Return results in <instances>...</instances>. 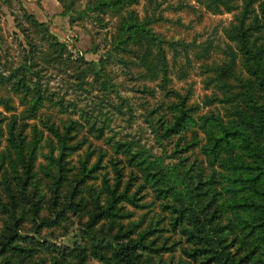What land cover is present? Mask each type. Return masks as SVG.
Instances as JSON below:
<instances>
[{
  "label": "trees",
  "instance_id": "trees-1",
  "mask_svg": "<svg viewBox=\"0 0 264 264\" xmlns=\"http://www.w3.org/2000/svg\"><path fill=\"white\" fill-rule=\"evenodd\" d=\"M137 1L95 0L92 9L111 10L120 16L117 28L120 32L114 35L115 43L134 53L136 45L144 47L140 57L145 66V75L151 80H157L164 71L161 72L158 65L153 63L151 55L156 56L157 62L159 58L164 59V42L169 39L153 25L164 16L156 10L141 15L133 7ZM196 1L212 13H234L225 32L229 39L235 41L236 49L229 51L231 58L225 61L211 59L203 60L200 64L204 86L210 89V92L205 93L203 104H218L221 108L219 112L211 110L195 114L200 105L188 104L187 94L173 90L179 98L172 103V108L179 110V113L165 120V130L177 133L187 123H192L196 132L204 134V141H200L195 134L190 144L199 145L204 158H194L191 171L168 169L170 177H173V184L170 185L163 183L162 175L156 178L157 172L145 166L144 178L155 188V196L161 200L159 207L139 202L136 193L140 188L131 191L134 175L131 172V177L125 178V160L122 157H109L113 175L104 163L107 151L102 148L96 158V151L86 146L85 154H79L77 163L67 160V155L82 149L87 142L86 135L77 138L74 129L86 127L97 132L98 136L104 134V125L96 124L97 115L78 108L74 101L58 95L56 99L50 98V103L58 111L79 114L80 118L70 114L62 126L55 125L39 112L48 98L41 84H32L24 76L12 82L11 73L7 79L1 76V83L6 80L12 82L23 98H33L23 111L28 117H41L44 126L57 137V142L51 145L45 156L48 160L45 165L46 174L49 177L46 185L50 193L48 209L53 210L49 216L42 215L43 195L37 197L39 185L33 180L35 146L31 149L32 153H29L24 150V143L18 144L22 167L14 160L15 164L11 166L15 173L13 181L6 176L5 170L8 167L1 172L3 176L0 184L3 183L6 188L8 201L0 198V210L6 212L8 217L0 236V256L9 252L17 253L18 260L13 261V264H61L63 257L72 255L84 261L90 254L101 260L102 264H110L113 258L119 264H264V0ZM28 18L36 31L49 26L34 14H28ZM53 41L57 51L55 59L63 60V63L77 59L67 56L66 52L73 53L67 42L58 39ZM129 43L135 48L126 45ZM237 52L241 61L238 68L234 62ZM78 59L83 60L86 67L91 68L97 76L108 71L103 57L87 61L83 55H78ZM0 105L6 110L13 107L11 98L2 96ZM12 126L9 129L13 135L15 126ZM112 147L118 154H127L128 161L136 160L138 152L132 150L128 142L118 140ZM98 177H102L99 185L88 182V179ZM224 180L230 181L231 185L243 181L239 188L227 186L229 190L242 192L241 198L234 200L230 207L219 213V206L212 203L226 186H217ZM180 184L182 188L175 190L174 186ZM32 185L33 190L30 187ZM203 186L205 188H199ZM201 190L211 192L209 202H203ZM81 198L90 204V207L82 206L89 207V218L82 224L90 240L89 252L78 244L71 247L50 240L41 241L40 245L51 253L46 259L44 256L35 257L32 246L21 244L20 240L34 238L22 234V221L28 215L34 220L35 231L39 232L41 226L55 221L52 214L59 213L61 206L78 205L81 202L76 203V199L80 201ZM126 202L136 207L150 208L125 222L122 220L125 216L135 213L124 211ZM253 214V218L248 216ZM102 220L109 222L107 228L118 227L114 234L109 229L105 233L111 235L109 238H117L116 244L113 241L105 244L101 240L98 225H101ZM31 241L40 240L35 238ZM0 264L10 263L7 259Z\"/></svg>",
  "mask_w": 264,
  "mask_h": 264
},
{
  "label": "rangeland",
  "instance_id": "rangeland-1",
  "mask_svg": "<svg viewBox=\"0 0 264 264\" xmlns=\"http://www.w3.org/2000/svg\"><path fill=\"white\" fill-rule=\"evenodd\" d=\"M94 1L0 0V78L3 75L7 79V75L11 73L12 82L17 77L24 76L32 84H41L48 98L43 102L44 105L39 112L42 117L49 118V122L55 125L62 126L63 121L68 120L71 114L58 111L50 103V98L56 99L58 95L74 101L78 108L97 115L96 124L104 125V134L98 136L97 132L86 127L74 129L73 133H76L77 138L84 134L87 142L82 149L67 155V160L77 163L79 154H85L86 146L96 151L94 154L96 158L102 148L107 151L104 163L108 165L113 175L109 157L112 155L122 157L125 160L123 164L125 178H130L131 172L134 175L131 191L140 188L136 193L139 202L149 203L151 207L152 205L159 207L161 200L155 196V188L144 178L145 166L157 172L156 178L163 176V183L170 185L173 184V177H170L168 169L191 171L192 160L196 157L201 160L204 158L200 146L190 144L195 134L199 136L200 141H204V134L196 132L197 129L192 123H187V126L177 133H168L165 130V120L179 113V110L172 108V103L179 98L173 90L187 94L188 104L200 105L197 111L195 110V114L221 110L218 104L208 106L203 104L205 93L210 92V89L204 86L200 64L203 60L225 61L231 58L229 51L236 49V43L227 37L225 28L230 24L234 13L228 11L212 13L196 0H138L133 7L141 15L155 10L163 14V19L153 26L169 39L168 42H164V59L159 58L157 62L156 56L151 55V59H154L153 63L158 65L161 72L164 71L157 80H151L145 75V66L140 57L144 47L136 45L135 48L132 43L126 44L133 45L136 50L134 53L115 43L114 35L120 32L117 29L120 16L111 10H93ZM28 14H34L46 22L49 25L47 29L43 27L40 31H36L32 28ZM57 39L67 42L73 53L66 52V54L77 58L74 62L63 63V60L55 59L57 51L53 40ZM78 55H83L87 61L99 60L103 57L108 71L100 76L95 75L91 68L86 67L83 60L78 59ZM234 60L238 68L241 62L238 52ZM12 82L0 81V96L11 98L13 106L6 110L0 105V178L3 176L1 172L8 167L9 169L5 170L6 176L13 181L15 173L12 164L17 161L22 167L19 161V143H24V150L29 153H32L31 149L35 146L33 180L39 185L37 197L43 195L42 215L49 216L53 210L48 209L50 193L46 185L49 177L46 174L45 165L48 160L45 156L50 151L51 145L57 142V137L44 126L41 117L26 116L23 110L33 98H23L22 93L14 88ZM71 115L80 118L79 114ZM11 124L13 128L15 126L13 135L9 129ZM118 140L128 142L132 150L138 152L136 160L130 162L127 160V154H118L114 151L112 145ZM56 151L58 152L57 149ZM196 170L195 167L194 172ZM187 175L190 178L188 173ZM101 180L102 177H98L88 179V182L99 185ZM224 184L226 186L223 188ZM242 184L243 181H238L231 185L230 181L224 180L222 184L217 185L223 189L221 194L215 196L212 205L219 206V213L230 207V203L234 200L241 198L242 191L229 190L227 186L239 188ZM30 187L33 190L34 186ZM180 188H182L181 184L174 186L177 191ZM201 191L203 202H209L211 192ZM0 198L8 201L3 183L0 184ZM79 202L81 203L78 205L61 206L59 213L52 214L55 221L50 225L41 226L39 232L35 231L34 220L28 215L22 221V234L27 238L30 236L34 238L20 240L21 244L32 246L35 257L44 256L46 259L51 253L41 246L42 244L40 245L41 241L50 240L71 247L78 244L83 246L85 251L87 248L89 252L90 240L82 224L89 218L90 204L83 198L80 201L76 199V203ZM84 205L89 207L82 208ZM150 206L140 208L126 202L124 211L131 210L135 213L125 216L122 220L127 222L136 218ZM0 209H2L1 205ZM7 215L0 210V236L5 228ZM248 216L253 218L254 214ZM108 224L107 220L101 221V225H98L99 236L105 244L110 241L116 244L118 239L109 238L111 235L107 236L105 233L109 229L114 234L118 227L107 228ZM35 238H39L40 241H31ZM7 259L13 264V261L18 260L17 253L9 252L1 255L0 263ZM61 264H102V261L91 254L84 261L70 255L63 257ZM110 264H119V261L113 258Z\"/></svg>",
  "mask_w": 264,
  "mask_h": 264
}]
</instances>
